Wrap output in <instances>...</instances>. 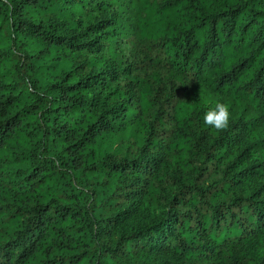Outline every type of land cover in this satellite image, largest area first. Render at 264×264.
Listing matches in <instances>:
<instances>
[{"label": "trees", "instance_id": "obj_1", "mask_svg": "<svg viewBox=\"0 0 264 264\" xmlns=\"http://www.w3.org/2000/svg\"><path fill=\"white\" fill-rule=\"evenodd\" d=\"M135 38H160L175 74L194 75L170 137L146 116ZM217 103L231 111L222 131L203 119ZM130 138L136 151L122 152ZM195 149L214 167H189ZM161 156L188 184L163 217L121 232L157 192ZM211 172L216 183H198ZM253 239L264 242V0H0V264H128L154 240L166 264H264V246L246 252Z\"/></svg>", "mask_w": 264, "mask_h": 264}, {"label": "rangeland", "instance_id": "obj_2", "mask_svg": "<svg viewBox=\"0 0 264 264\" xmlns=\"http://www.w3.org/2000/svg\"><path fill=\"white\" fill-rule=\"evenodd\" d=\"M135 39V42L130 44L134 50L135 73L144 77L153 86L152 98H154V103H151L146 116L153 122L152 130L154 133L159 136L170 137L177 126L176 119L171 115V105L180 100H190L196 95L194 75L188 72L181 78L175 74L176 71L168 61L167 49L160 38ZM167 111L169 114L166 113ZM133 140L134 138L123 140L122 152L133 153L136 151L138 145ZM195 151L188 157L189 167H201L203 165L214 167L213 163L206 158L204 151L202 152L200 149H195ZM169 160L171 161L172 157ZM165 163L166 157H159L157 165L159 176H150L158 185L157 192L150 195L151 201L144 207L135 202V214L124 222V228L121 232L129 233L137 227H145L163 217L172 197L179 192L181 187L188 184L186 178L174 169L177 166H171L172 164L167 166ZM165 167H171V169L165 170ZM217 178V175L211 172V174L205 173L202 176L199 174L197 180L198 183H203L207 187L216 183ZM154 243L151 247L137 249L134 253L128 254L123 262L147 264L148 256L153 254L154 248L158 246L157 258L153 264H166L162 246L158 245V240H154ZM263 246L264 242L253 239L247 246L246 252L252 256ZM195 264L206 263L196 261Z\"/></svg>", "mask_w": 264, "mask_h": 264}, {"label": "clouds", "instance_id": "obj_3", "mask_svg": "<svg viewBox=\"0 0 264 264\" xmlns=\"http://www.w3.org/2000/svg\"><path fill=\"white\" fill-rule=\"evenodd\" d=\"M204 123L210 127L222 131L229 127L231 111L226 103H217L214 108L207 111L203 117Z\"/></svg>", "mask_w": 264, "mask_h": 264}]
</instances>
